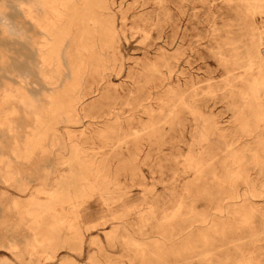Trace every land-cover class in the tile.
<instances>
[{"label": "rangeland", "instance_id": "374dc122", "mask_svg": "<svg viewBox=\"0 0 264 264\" xmlns=\"http://www.w3.org/2000/svg\"><path fill=\"white\" fill-rule=\"evenodd\" d=\"M0 264H264V0H0Z\"/></svg>", "mask_w": 264, "mask_h": 264}, {"label": "bare ground", "instance_id": "6f19581e", "mask_svg": "<svg viewBox=\"0 0 264 264\" xmlns=\"http://www.w3.org/2000/svg\"><path fill=\"white\" fill-rule=\"evenodd\" d=\"M42 1V0H41ZM47 5V4H46ZM75 6V5H74ZM59 21V20H58ZM68 22V21H67ZM94 22V21H93ZM66 23V22H65ZM70 23V22H69ZM98 23V22H97ZM88 24V23H87ZM71 25V24H70ZM69 25V26H70ZM67 26V24H66ZM73 27V25H71ZM64 28V27H63ZM78 28V27H77ZM104 28V27H103ZM71 27H67L66 29L63 30V35L64 38L69 36V33L71 32ZM103 30L104 34L108 33L109 30L101 29ZM84 31V30H83ZM78 32V31H77ZM81 32V31H80ZM102 32V31H101ZM85 33V31H84ZM110 33V31H109ZM89 34V33H88ZM103 34V35H104ZM78 35V34H77ZM80 36V35H79ZM86 36V35H85ZM89 36V35H88ZM87 36V37H88ZM108 36V35H107ZM106 36V37H107ZM104 37V36H103ZM81 38V37H80ZM83 38V40H82ZM81 40L78 42V44L74 47H76V49H74V51H72V47L71 45L69 47H67L68 49L65 50L64 55L65 56H70L71 57V78L68 79V82L65 84V86L56 94V96L54 97V102H55V106H54V110L55 112L60 116L61 114H69L68 111L70 110L69 108L71 107L69 105L70 100L67 94L70 93H74L78 90L79 88V77L82 76V73L84 72V68H85V62L87 58L91 57V53L94 51V47H93V41L91 40L90 37H88L87 39H84V37H82ZM86 38V37H85ZM102 38V37H101ZM89 39V40H88ZM74 40V37H73ZM72 40V41H73ZM91 40V42H90ZM105 39H103L104 41ZM89 43H88V42ZM55 43H53L52 46V51L51 53H53L56 57L57 62H59V51L60 48L63 44V39H57L56 41H54ZM104 44V43H103ZM78 46V47H77ZM49 53V54H51ZM96 53V52H95ZM96 56V55H95ZM85 57V58H84ZM98 57V56H97ZM93 58V55H92ZM99 58V57H98ZM97 58V59H98ZM95 59V58H93ZM98 61V60H95ZM100 61V60H99ZM94 62V61H93ZM96 63V62H95ZM70 92V93H69ZM79 92V91H78ZM76 94V93H75ZM53 98V97H52ZM72 101V100H71ZM52 103V102H51ZM72 108V107H71ZM52 109V108H51ZM73 110V109H72ZM52 111V110H51ZM72 112V111H71ZM52 113V112H51ZM71 116V114H69ZM58 116V117H59ZM49 126V125H48ZM50 128V127H49ZM38 137V136H37ZM42 137V136H41ZM40 137V138H41ZM39 138V139H40ZM37 142V141H36ZM34 143V142H33ZM39 144V141H38ZM35 145V143H34ZM37 146V145H36ZM91 186V185H90ZM90 193V192H89ZM63 200V199H62ZM182 201V200H181ZM64 202V201H63ZM65 204V203H64ZM51 217V216H50ZM32 220V219H31ZM66 220V219H65ZM54 221V220H53ZM74 227V225H73ZM59 228V227H58ZM47 231V230H46Z\"/></svg>", "mask_w": 264, "mask_h": 264}]
</instances>
